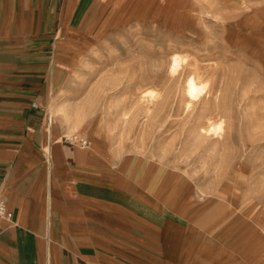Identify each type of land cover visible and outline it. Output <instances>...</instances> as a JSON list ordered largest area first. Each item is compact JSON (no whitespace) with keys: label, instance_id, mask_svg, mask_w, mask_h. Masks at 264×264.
I'll use <instances>...</instances> for the list:
<instances>
[{"label":"crops","instance_id":"1","mask_svg":"<svg viewBox=\"0 0 264 264\" xmlns=\"http://www.w3.org/2000/svg\"><path fill=\"white\" fill-rule=\"evenodd\" d=\"M123 1L0 0V264H264V237L215 195L50 126L56 69Z\"/></svg>","mask_w":264,"mask_h":264},{"label":"rangeland","instance_id":"2","mask_svg":"<svg viewBox=\"0 0 264 264\" xmlns=\"http://www.w3.org/2000/svg\"><path fill=\"white\" fill-rule=\"evenodd\" d=\"M125 7L105 17L104 30L81 33L73 62L56 69L45 108H56L71 129L96 134L115 160L134 156L153 174L215 195L249 235L264 237V0ZM174 55L182 62L172 73ZM191 76L208 90L193 102ZM211 123L221 129L209 131Z\"/></svg>","mask_w":264,"mask_h":264},{"label":"bare ground","instance_id":"3","mask_svg":"<svg viewBox=\"0 0 264 264\" xmlns=\"http://www.w3.org/2000/svg\"><path fill=\"white\" fill-rule=\"evenodd\" d=\"M124 1H127V0H124ZM123 1V2H124ZM126 4V2H125ZM130 4V3H129ZM133 4V3H132ZM182 58H180L179 55H174L172 57V60H171V70H172V73H175L177 72L178 68L181 66V60ZM172 75V74H171ZM178 75V74H177ZM206 87L203 86L202 83L198 82L197 81V78L194 77V76H191L189 79H187V82H186V95L188 97V99L190 100V102L192 101H195V100H198L202 95H203V92ZM208 91V90H206ZM205 93V92H204ZM147 94H151V92H147ZM152 97H154V95L152 94L151 95ZM189 106V105H188ZM217 107V106H215ZM99 116V114H98ZM100 117V116H99ZM93 118V117H92ZM91 118V119H92ZM104 118V117H103ZM55 119V121H54ZM60 120V117H59V114L57 112V109L56 108H52L51 109V123H50V126H52L54 123L57 124V122H59ZM95 122V121H94ZM93 122V124H94ZM92 123V122H91ZM96 123V122H95ZM99 123V122H98ZM85 124V123H84ZM212 124V123H211ZM210 124V125H211ZM213 126H211L212 128L209 129V131H215V130H218V129H221V125H217L218 127H215L214 124H212ZM83 127V125H82ZM209 128V127H208ZM93 129V128H92ZM80 127H76L74 129H71L70 132H68V135H72V136H83L84 138H87L91 141V146L93 144V140L89 138L88 134H85L83 133L82 131H80ZM201 130V129H200ZM208 130V129H206ZM99 132V130H98ZM202 133V132H201ZM207 133V132H206ZM217 133V132H215ZM107 134V133H106ZM205 134V132H204ZM96 135V134H95ZM213 135V134H212ZM209 136V135H208ZM105 138V137H104ZM101 141V140H100ZM102 143V142H101ZM106 143V142H105ZM103 144V143H102ZM95 145V144H94ZM106 145V144H105ZM102 146V145H101ZM106 148V147H105ZM100 150V149H99ZM95 152V151H94ZM100 154V153H99ZM97 156V155H96ZM127 156L125 157V160H126ZM129 159V157H128ZM108 161V160H107ZM124 163H126V161H124ZM149 163V162H148ZM147 163V164H148ZM134 164V163H133ZM147 167V166H146ZM162 181V180H161Z\"/></svg>","mask_w":264,"mask_h":264},{"label":"built area","instance_id":"4","mask_svg":"<svg viewBox=\"0 0 264 264\" xmlns=\"http://www.w3.org/2000/svg\"><path fill=\"white\" fill-rule=\"evenodd\" d=\"M34 106L36 107V105ZM64 140L73 145H77L83 148H86L89 146L88 139L82 138L79 136L64 137ZM11 219H12V214L9 212L6 202L3 200H0V227L4 221L11 220Z\"/></svg>","mask_w":264,"mask_h":264}]
</instances>
